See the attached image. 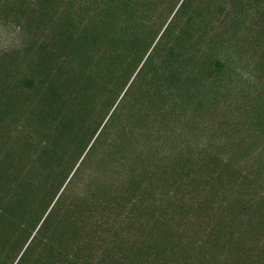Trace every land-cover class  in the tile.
Segmentation results:
<instances>
[{"label": "trees", "instance_id": "trees-1", "mask_svg": "<svg viewBox=\"0 0 264 264\" xmlns=\"http://www.w3.org/2000/svg\"><path fill=\"white\" fill-rule=\"evenodd\" d=\"M0 264H264V0H0Z\"/></svg>", "mask_w": 264, "mask_h": 264}]
</instances>
